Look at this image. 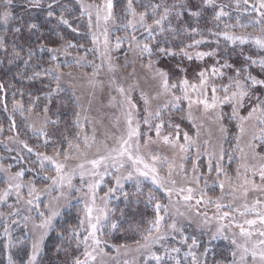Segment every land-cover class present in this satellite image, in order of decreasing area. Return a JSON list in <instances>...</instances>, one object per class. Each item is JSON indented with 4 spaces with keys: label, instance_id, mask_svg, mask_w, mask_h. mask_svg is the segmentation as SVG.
Listing matches in <instances>:
<instances>
[{
    "label": "snow or ice",
    "instance_id": "6c2138e0",
    "mask_svg": "<svg viewBox=\"0 0 264 264\" xmlns=\"http://www.w3.org/2000/svg\"><path fill=\"white\" fill-rule=\"evenodd\" d=\"M27 3L29 8L43 6L42 0H27ZM12 4L13 0H0V24L4 26H8L14 20L22 19L14 15ZM57 6H59L58 0H50L47 4L48 18L56 15ZM92 7L83 2L80 5L81 15H87L89 29L93 27V13L90 10ZM95 8L96 26L99 27L101 19L104 22L105 51L102 55L108 61V70L115 73L117 65L111 62L113 58L110 55L112 49L108 25L109 22L117 25L116 3L115 0H104L103 5H96ZM230 8H234L237 13L234 21L232 12L228 10ZM209 10H211L210 18ZM57 19V27L63 24L73 32L78 30L72 28L63 12ZM208 24L212 26L208 27ZM117 26L124 31V35L115 38V49H119L122 43L127 41L128 50L136 52L142 67L151 74L155 89L152 95L144 91L140 92L141 107L133 96L139 84L134 82L125 85L113 75L110 84L119 99L117 96H112L110 103L114 102L113 106L120 109L125 129L120 136L115 137L116 143L112 147L105 142H101L103 148L96 146L95 137H92L90 143L87 135L83 136V147H81V132L77 131L74 140L65 138L67 148L54 147L52 154L37 150L40 147L47 148L52 143L47 125L58 121L50 120L49 105L53 103L54 94L61 91V77L64 73L60 71L61 65L58 62L42 70H33L30 75L20 71L16 73L17 77L27 81L52 76L55 86H49V90L43 94L46 103L41 109L42 125L40 127L34 124L27 125L37 138L38 144L35 147L30 146L26 140L20 139L19 132L7 137L8 141L20 145L22 150L34 154L35 160L32 163L36 165L27 169L20 167L13 172L12 164H0V182L5 185L0 189V203H6L10 197L15 196V204L8 205L9 211L0 212V218L4 220L2 235L5 239L7 264H41L40 256L44 250L45 240L54 230V221L60 215L62 205L59 202L61 200L67 202L73 191L85 198L83 212L79 217L78 225L71 227L67 236L63 231L57 233L63 243L56 245V252L68 255L73 246L77 250L82 247L79 255L71 256L70 264H106L104 257L109 256L106 251L108 241L102 237L106 228L109 231L119 229L118 221L113 219L117 209L109 206L110 200L118 191H121L126 201L129 200L130 193L122 190L125 182L133 181L135 192L131 193V196L138 201L143 195L141 184L144 180H150L155 189L162 192L168 200V203H163L152 190L146 195V202L153 205L154 218L148 222L142 241H135V251L147 253L144 256V264H149V261L166 264V257L174 261V264H182L179 257L180 247H164L163 254L152 250L153 245L166 240L173 233L179 234L180 243L187 247L184 256L191 258L190 264H200L194 251L200 247L197 238L186 235L184 227L175 218V216L184 217L185 213L178 209L175 215L172 213V208L180 201H183L190 211L195 210L196 216L202 217L203 225H212L215 222L216 229L211 232L210 240L218 237L227 240L229 237L225 235V230L232 232L231 264H264V155L255 151L257 145L254 142L248 143L249 152L241 146L242 138L247 134L251 122H255L252 126L258 128L259 132V136L253 132L252 141L257 139L264 141V0H231L227 4L218 0H174L171 4L167 0H125L122 8V23ZM26 27L29 32L40 30V25L36 22H29ZM249 28L253 31L248 32ZM237 29L241 31L238 33ZM20 30V26L13 29L17 33ZM57 35L64 40L62 33ZM92 39L94 44L98 43L95 33ZM246 44L254 45L258 52L253 56L246 54L243 47H240L238 54L244 56V62L237 66L231 61V57L237 54L238 46ZM76 47L83 45L67 40H64L61 47H47L44 43H38L35 47L27 48L24 58L23 47L18 49L13 43L9 63L13 60H22L27 69L37 49L44 52L47 48L51 60L56 62L58 53L63 51L64 55H70L68 49ZM0 50L8 51L4 35H0ZM165 57L179 58L174 69L168 70L159 66L161 59ZM80 59L84 58L77 59V64L80 63ZM184 61L200 62L193 70L191 78L188 75L189 67ZM102 66L103 64L96 66L93 76L99 74L98 69ZM134 72L135 70L129 75H133ZM67 75L71 76L72 73L69 72ZM5 88V84L0 82V92H4ZM18 91L21 98L16 99L17 92L12 93L11 111L6 96L0 98V106L8 114L10 131H14L17 127L14 118L17 112L25 121L29 118L25 113L41 115L35 112L41 97L30 95L26 106L23 91ZM154 101L157 102L155 108L152 106ZM185 105L187 108L185 116L195 129L196 139L188 132L181 133L180 124L173 123L171 119V110L184 111ZM226 107L231 109L230 113L224 111ZM245 109L246 114H242ZM166 110L169 112L167 118H165ZM194 110L199 111L201 116L218 126L222 140L228 135L225 119L236 122L238 132L234 137L236 143L232 153H238L241 160L245 161L236 169V183H233V178L228 175L222 164L226 155L229 159L232 156V153L225 151L223 143L212 146L211 150L208 140L198 143L202 124L197 125L196 117L193 116ZM76 117L78 122L79 113ZM120 122L121 116H116L117 128L120 127ZM165 128L170 129L166 134ZM2 131L3 127L0 126V132ZM160 143L173 150V158L152 150V145ZM94 146L95 158L87 159L88 150ZM193 148L196 149V160L192 162V175L189 176L183 161L189 159V153ZM201 155L208 157L206 165L208 175L213 171L216 173L215 183L220 189V196L207 195V179L204 187H200L201 177L204 174L200 172L197 161ZM256 157H259L258 164L246 163L249 158ZM177 158L181 163H177ZM12 159L18 164L25 162L23 155ZM70 160L80 162L70 168ZM164 167L167 168L166 175H162L160 171ZM241 168L244 169L243 173ZM109 169L114 171L109 173ZM26 172L35 175L25 180ZM77 175L81 181L87 177V181L81 183L80 187L73 184V178ZM108 175H111L112 182L101 196L99 195L101 185L104 177ZM174 175H181L186 183L178 186L177 180L173 178ZM221 175L225 177L224 180L220 179ZM37 178L46 183L39 185ZM250 193H257L251 201H249ZM174 196L178 199L174 200ZM201 205L205 208L214 206L213 215L208 216L207 211L201 212L199 210ZM120 211L123 215V210ZM25 212L27 214H23ZM33 212L35 215H32ZM170 216L171 222H167ZM189 223H191L190 218ZM13 225L22 226L26 230L23 238H14ZM233 229H238V232L232 231ZM25 243L28 245L27 249L21 247ZM111 247L115 248L117 253L122 248L125 253L130 250L127 245H111ZM14 248L23 252L19 262L14 259L12 252ZM206 252L207 249L202 255H206ZM65 264L69 262L66 261ZM124 264L130 262L125 261Z\"/></svg>",
    "mask_w": 264,
    "mask_h": 264
},
{
    "label": "rangeland",
    "instance_id": "374dc122",
    "mask_svg": "<svg viewBox=\"0 0 264 264\" xmlns=\"http://www.w3.org/2000/svg\"><path fill=\"white\" fill-rule=\"evenodd\" d=\"M174 0H167L170 4ZM81 2L86 5H92L93 7L90 9L93 13V27L91 29L88 28V19L85 14L84 17V26L87 35H88V45L85 44H77L83 45V47H76L68 49L70 55H64L63 51L57 54L58 60L53 63H60L61 68L60 71L64 73L61 77V89L63 92L67 93L70 96V100H72L75 105L74 111L71 115V120L68 124H65L60 120V116L53 107L49 105L50 111L48 116L50 120L58 121L57 123H49L47 125V131L52 137V143L49 144L47 148L40 147L37 150L46 151L48 154H52L54 147H64L67 148L66 139H75V135L77 131L81 132V147H83V136L87 135L89 137V142H92V137H95V144L103 148L101 142L107 143L109 147L115 145L116 140L115 137H118L124 132L125 126L123 124V117L121 115V111L118 107H114V102L110 103L112 96H117L118 94L114 91L113 87L110 84V80L113 75L116 76L118 80H121L125 85L130 83H138L139 87L133 93L134 99L141 105L142 101H140V92L144 91L148 95H152L155 89V82L151 79V74L147 71V69L142 67V62L137 59L135 51L128 50V42L124 41L119 49H115L116 37L123 36L124 31L122 29H118V24L122 23V8L125 0H122L120 4H116V16H117V25H113L109 22L108 28V36L110 40V48L112 49L110 55L112 56V63L117 65V70L115 73H112L108 70V61L104 53V22L101 19L99 27L95 24V11L96 5H103L104 0L92 1L89 2L87 0H76L77 5L80 8ZM116 3V0H115ZM81 10V9H80ZM241 30L237 29L239 33ZM248 32H252L253 29H247ZM93 33L96 34L98 38V43H93ZM63 44L57 46L61 47ZM240 47H243L244 52L246 54H251L255 56L258 50L252 44H246L243 46H238L236 48L235 55H232L231 61L235 63L237 66H240L244 62V56L239 55ZM80 63L77 64L76 60L79 58ZM170 59L172 62L170 63ZM167 60V61H166ZM179 58H162L160 67H164L168 70H172L175 67V64L178 62ZM127 61V63H126ZM146 62V61H145ZM209 63L211 61H208ZM200 62H188L184 61V64L189 67V77H192L193 70L196 68V65ZM103 64L101 68L98 69L99 74L93 76L94 70H96V66ZM133 75H129L133 73ZM69 72L72 73L71 76L67 75ZM59 94V93H58ZM60 97V95H58ZM157 102H153V108L156 107ZM42 108V107H41ZM41 108L39 110H35L37 113H41L40 116L35 114L25 113L29 118L25 121L24 117L21 116L22 120H24V125L22 126V130H14L10 131L9 127L3 128V131L0 132V164L8 165L12 164V171L15 172L19 170L20 167H25V169L30 167H35L32 161L35 160L34 154H29L26 150H22L21 146L17 143L11 142L7 140V137L10 135H16V132H19L20 139L26 140L28 143V135H32L35 139V143H32L30 146H36L38 144L37 138L33 135L32 130L27 127L28 124H34L36 127H40L43 123V114L41 112ZM187 111L186 105L184 106V111H178L176 109H172L170 112L171 119L173 123L180 124L181 133L188 132L194 139L195 129L192 126V123L186 118L185 112ZM224 111L226 113H230V108H225ZM246 109L243 110L242 114H246ZM79 113V121L77 122L76 114ZM169 112L165 111V118H167ZM121 116L120 127L117 128L115 126V117ZM193 116L196 117L197 125H201V135L199 137L198 143H202L204 140L209 141V150H211L212 146L217 145L218 143H223L224 149L227 153H232V148L235 146V135L238 132L236 128L235 121H228L225 119V125L228 128V135L223 140L221 139V133L219 132V128L217 125L213 124L211 120L206 117L201 116L199 111H193ZM87 117V120H85ZM142 118V117H141ZM255 122H251L248 125V132L242 138L241 146L245 148L246 152H249L247 147L249 142H254L257 147L255 151L264 155V141L259 139L252 141L253 132L257 136H259L258 128H254L252 125ZM17 127H19V123H16ZM146 130V129H145ZM170 129L165 128V134ZM26 132V134H25ZM183 142V141H181ZM152 150L159 151L161 154L168 156L169 158H173V150L168 146L163 145L162 143L158 145H152ZM9 149H12L9 151ZM203 151V148L201 149ZM75 150H73L74 152ZM96 147L88 150L87 159L95 158ZM18 155H23L25 157V162L23 164H18L16 160L12 159V157H16ZM193 160H196V149L193 148L189 153V159L183 161L185 168L188 169V175L191 176V166ZM207 160L208 157L206 155H201L199 160L197 161L200 166V172L204 175L201 177L200 187H204L205 179L208 180V187L206 189L207 195L212 197L220 196V189L218 185L215 183L216 173L213 171L211 175L207 173ZM79 160H70L69 167H75ZM240 158L238 153H232L231 159L226 155L222 164L228 175L233 178V183H236V169L238 165L244 163ZM177 163H181V161L177 158ZM246 163L248 164H258L259 157L255 159L249 158ZM114 170L109 169V173H112ZM162 175H166L167 168L164 167L161 170ZM244 169L241 168V173H243ZM34 173L26 172L25 180L34 176ZM174 179L177 180L178 186H183L186 182L183 181L181 175H174ZM221 180H224L225 177L221 175ZM87 177H85L84 181H81L79 175L73 178V184L76 187H80L81 183L86 182ZM111 175L105 176L103 183L101 185V191L99 195H103V192L107 190V186L111 184ZM257 182H259L257 178ZM37 183L42 186L46 181H41L37 178ZM5 187L3 182H0V189ZM143 189V195H141L137 201L135 197L131 196V193L135 192V183L133 181L125 182L124 189L122 191H126L130 193V199L125 200L121 191L113 194L109 206L116 208L113 219H116L119 223V229L114 231H109L107 228L105 229V234L102 237L103 239L108 241L106 246V251L109 253L108 257H104L106 264H124L125 261H129L130 264H144V256L147 254L145 251L137 252L135 251L136 244L135 241L141 240L142 235L146 234L145 229L148 227V222L154 218L153 205L146 202V195L149 190L155 192L157 198H159L163 203H168L167 197L160 191L155 189V186L151 184L150 180H144L141 184ZM227 191V183L226 188ZM199 195V193H197ZM257 193L249 194V201H251ZM42 199H45L42 197ZM134 200V210L133 215L130 218H124V213L121 215V211L124 206L131 200ZM174 200H177L178 197H173ZM227 199H231V197H227ZM45 202L46 199H45ZM60 205V215L54 221V224L59 219V217L68 209L73 206H80L81 211L83 212L85 198L75 191L71 192L68 197V201L61 200ZM99 203V201H98ZM193 204L195 201L192 202ZM15 204V196L13 195L8 199L6 203H0V212L7 213L9 211L8 205ZM180 212H184L185 216H175L178 223L182 225L185 229V234L189 237L195 236L199 242L200 247L194 249L196 251L197 256L199 258L200 264H231L232 257L231 251L233 250V245L231 244V236L232 232L225 230V235L229 237V239H224L223 237H218L217 239L210 240L211 232H214L216 229L215 222L212 225H203L201 223L202 217H198L195 215V210H189L183 201L176 203L172 208V213L175 215L176 210ZM199 210L201 212L207 211L208 216H212L214 212V206H209L205 208L203 205L199 206ZM23 214H27L26 212ZM32 215H35L33 212ZM187 217V218H186ZM136 218V221L133 223V219ZM171 216L168 218L167 222H171ZM189 218L191 219V223H189ZM200 225V227H198ZM14 229H23L22 226H12ZM31 227V224H29ZM133 228L131 231V237L127 240H118L114 241V237H122V235L128 232V229ZM24 230V229H23ZM26 230H24L25 233ZM232 231H237L238 229H233ZM189 242H191L189 240ZM111 245H127L129 246V251L125 253V250L122 248L119 253L116 252L115 248L111 247ZM164 247H180L181 251L179 253V257L182 260V264H190L191 258H185L184 253L187 251V247L180 243L179 234L173 233L170 234L166 240L161 241L159 244L153 245L152 250L157 253L163 254ZM207 249L206 255H202ZM42 254V253H41ZM175 255V254H173ZM166 264H174V261L169 260L167 257L165 258ZM149 264H155V261H149Z\"/></svg>",
    "mask_w": 264,
    "mask_h": 264
},
{
    "label": "trees",
    "instance_id": "16d2710c",
    "mask_svg": "<svg viewBox=\"0 0 264 264\" xmlns=\"http://www.w3.org/2000/svg\"><path fill=\"white\" fill-rule=\"evenodd\" d=\"M89 2L98 1V0H87ZM50 0H42L41 8H29L27 0H13V4L11 5L12 11L15 16L22 17L20 20L12 21L8 26H4L0 24V35H4L6 38V43L8 45V51L4 52L0 50V82H3L6 86L4 92H0V98L6 96V102L8 103L9 111H11V103H12V93L17 92L16 99H20L19 91H23L24 96L23 100L25 105L29 103V96L32 97L40 96L41 100L38 102L39 106L35 110H39L43 107L46 101L44 100L43 94L49 90V86H55V80L52 76H43L39 79L33 81L22 80L17 77L16 73L18 71L25 72L27 75H30L33 70H42L43 68L49 67L53 64L51 60V54L48 53L47 48H45L44 52H40L38 49L36 50L31 65L25 69L22 60H13L12 63H9V59H11V51L12 44L15 43L17 48L23 47L24 52L22 55L26 58V50L28 47H35L38 43H44L47 47H57L64 43V40L71 41L74 44H87L88 35L84 26V15H81V10L76 3V0H58V5L55 7L56 15L52 18L47 17V4ZM122 0H116V4H120ZM174 2V1H173ZM171 2V3H173ZM218 2L230 3L231 0H218ZM170 3V4H171ZM232 12L233 21L237 13L234 8L228 9ZM63 12L64 17L69 20L72 25V28L78 29L73 32L71 28L67 25L58 24V17ZM208 17H211V10L208 12ZM29 22H36L40 25V30L35 32H29L26 25ZM203 24V22H202ZM17 26L21 27L20 32H14L13 29ZM211 27V24L207 25ZM57 33H62L64 36V40H61ZM37 37L40 39L38 40ZM167 61V60H166ZM172 60L170 59V63ZM32 65H38V67H32ZM59 93V94H58ZM54 94L53 103L50 105L56 110L58 116H60V120L65 124H68L71 120V115L74 111L75 105L72 100H70V96L67 93L63 92L61 89L60 92ZM60 95V97H58ZM42 109V108H41ZM16 123H19V127H16V130H22V126L24 125V120H22L20 114L17 112L15 114ZM9 119L8 114L3 111L2 106H0V126L3 128L9 127ZM26 134V132H25ZM27 135V134H26ZM27 138L29 144L35 143V139L32 135H28ZM134 200L131 199L123 208L124 218H130L133 215L134 210ZM82 215V211L80 206H73L70 209L66 210L56 221L55 228L51 231L48 237L45 240L44 250L40 256L41 264H65L66 261L69 262L71 260L72 255H79L80 251H82V247L80 250L73 248L70 251V254L66 255L63 252L57 254L56 245L58 243H63L60 237L57 235L58 232H65L67 236L68 231L71 227H75L78 225L79 217ZM137 218V216H135ZM136 218L133 219V223L136 221ZM3 218H0V264H7V251L4 248L5 239L2 235L3 233ZM13 229V236L16 239H21L24 237L23 229ZM133 228L128 229V232L122 237H114V241L118 240H129L131 237V231ZM24 249L28 248L27 243L21 246ZM14 259L18 262L23 257V252L18 249H12Z\"/></svg>",
    "mask_w": 264,
    "mask_h": 264
}]
</instances>
